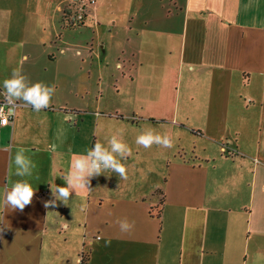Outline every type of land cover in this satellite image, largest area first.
Listing matches in <instances>:
<instances>
[{"label": "crops", "instance_id": "0c3cea01", "mask_svg": "<svg viewBox=\"0 0 264 264\" xmlns=\"http://www.w3.org/2000/svg\"><path fill=\"white\" fill-rule=\"evenodd\" d=\"M66 7L0 0V92L15 69L56 89L0 124V264H264V0H96L73 28ZM145 128L174 146H137ZM112 135L127 179L45 208ZM19 148L37 165L22 212L3 203Z\"/></svg>", "mask_w": 264, "mask_h": 264}, {"label": "clouds", "instance_id": "9594fccd", "mask_svg": "<svg viewBox=\"0 0 264 264\" xmlns=\"http://www.w3.org/2000/svg\"><path fill=\"white\" fill-rule=\"evenodd\" d=\"M55 91V85H48L42 81L30 83L21 70L15 69L11 76L3 81V91L0 94L10 106L22 101L39 113L51 106ZM135 144L145 149L153 145L167 149L174 146V141L169 134L161 135L152 128H145L136 136ZM26 152L27 149L19 148L15 153L13 158L15 171L12 172L10 169L9 174L22 179L12 182L11 188L6 189L3 199L6 207L21 212L32 203L36 193V189L27 178L33 177L37 165ZM130 155V146L117 135L108 138L107 146L100 142L94 143L86 154L77 155L71 161L70 170L62 177L66 186L51 187L52 199L46 201L44 207H55L58 201L68 206L73 191L76 193L79 189H89L93 177L109 173V170L120 179H127V169L122 161H126ZM38 178L37 176L36 179ZM116 224L121 232H129L134 227V222H129L127 218H118Z\"/></svg>", "mask_w": 264, "mask_h": 264}, {"label": "built area", "instance_id": "2783aa9c", "mask_svg": "<svg viewBox=\"0 0 264 264\" xmlns=\"http://www.w3.org/2000/svg\"><path fill=\"white\" fill-rule=\"evenodd\" d=\"M96 5V0H67L65 17L71 26H81L85 22L90 10ZM18 103L10 106L3 95H0V124L6 127L13 123Z\"/></svg>", "mask_w": 264, "mask_h": 264}, {"label": "rangeland", "instance_id": "374dc122", "mask_svg": "<svg viewBox=\"0 0 264 264\" xmlns=\"http://www.w3.org/2000/svg\"><path fill=\"white\" fill-rule=\"evenodd\" d=\"M192 138V141H190L191 144H203L201 141H198L194 136L191 137Z\"/></svg>", "mask_w": 264, "mask_h": 264}, {"label": "trees", "instance_id": "16d2710c", "mask_svg": "<svg viewBox=\"0 0 264 264\" xmlns=\"http://www.w3.org/2000/svg\"><path fill=\"white\" fill-rule=\"evenodd\" d=\"M65 22H67V19H66V17H65ZM68 27H70V28H73V26H71V25H70V26H68Z\"/></svg>", "mask_w": 264, "mask_h": 264}]
</instances>
